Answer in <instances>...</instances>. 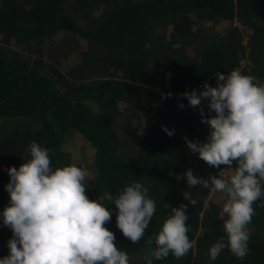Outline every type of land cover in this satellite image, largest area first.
I'll return each mask as SVG.
<instances>
[{
	"label": "trees",
	"instance_id": "16d2710c",
	"mask_svg": "<svg viewBox=\"0 0 264 264\" xmlns=\"http://www.w3.org/2000/svg\"><path fill=\"white\" fill-rule=\"evenodd\" d=\"M232 69L264 82V0H0V209L10 199L6 168L19 167L35 140L50 150L53 166L76 163L89 172L90 198L133 180L149 189L157 208L140 240L123 235L116 211L106 222L130 264H146L155 247L147 241L167 205L181 202L195 243L186 256L170 253L153 264H264V199L253 204L248 254L241 259L226 247L211 260L210 246L226 238L222 210L208 200L211 185L189 188L186 177L177 179L189 167L208 178L225 166L188 147L185 136L203 140L208 125L180 94L215 85L216 71ZM73 133L95 149L88 170L65 148ZM11 236L0 219V257Z\"/></svg>",
	"mask_w": 264,
	"mask_h": 264
},
{
	"label": "clouds",
	"instance_id": "9594fccd",
	"mask_svg": "<svg viewBox=\"0 0 264 264\" xmlns=\"http://www.w3.org/2000/svg\"><path fill=\"white\" fill-rule=\"evenodd\" d=\"M215 77V85L205 81L202 88L180 94L189 105L199 107L201 120L208 125L205 139L185 136V141L209 165L225 166L220 175L208 178L194 174L189 167L177 179L186 177L189 188L211 185L210 191L214 187L226 196L221 212L226 238L221 236L210 246V259L215 260L226 247L243 259L250 250L248 225L255 214L253 204L264 199V82L239 69L216 71ZM171 95L163 94L162 99ZM179 107H184L183 101ZM162 128L168 135L174 134L173 128ZM28 153L19 167L6 168L10 179L5 188L10 199L0 209V219L12 236L0 264H130L128 251L117 246L116 234L106 222L116 211V225L123 235L133 243L140 240L157 208L149 189L133 180L116 194L106 190L103 197L93 199L86 192L82 166H53L50 150L35 140ZM183 195L191 204L198 203L190 190ZM113 203L116 209L111 208ZM167 207L171 211L154 239L147 241L155 247L144 257L146 264L170 253L178 259L184 257L195 243L188 234V204Z\"/></svg>",
	"mask_w": 264,
	"mask_h": 264
},
{
	"label": "rangeland",
	"instance_id": "374dc122",
	"mask_svg": "<svg viewBox=\"0 0 264 264\" xmlns=\"http://www.w3.org/2000/svg\"><path fill=\"white\" fill-rule=\"evenodd\" d=\"M65 148L68 149L69 151H72L74 153L75 158L78 161L85 162V166L87 170L88 168L90 169L91 167L90 164H91V161L93 160L95 149L94 147L90 146L88 141H86L80 134L78 133L71 134L65 145ZM228 171H230V169L226 170V172ZM86 173L89 174L88 171ZM210 199L214 200L220 206V209L222 210L223 203L225 202V199H226V196L223 193L216 191L213 187L212 191H210L208 195V200ZM248 229H249V232L252 231L251 223H249Z\"/></svg>",
	"mask_w": 264,
	"mask_h": 264
}]
</instances>
